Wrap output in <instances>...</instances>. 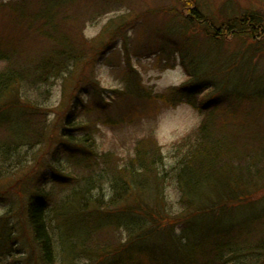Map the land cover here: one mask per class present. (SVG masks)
<instances>
[{"label":"trees","instance_id":"16d2710c","mask_svg":"<svg viewBox=\"0 0 264 264\" xmlns=\"http://www.w3.org/2000/svg\"><path fill=\"white\" fill-rule=\"evenodd\" d=\"M177 1L190 10H178L183 24L179 20L178 26L172 24L173 34L165 40H174V47L184 52L182 60L192 61L191 77L159 99L175 104L179 94H190L195 96L190 105L204 116L194 138L179 146L185 151L169 175L151 128V136L144 131L143 136L133 138L132 156L125 153L117 158L115 143L107 152L96 149L95 129L100 120L116 127L122 124L121 119L135 121L138 110L118 120L115 107L102 113L103 104L109 102L101 97L99 111V96L90 93L94 100L91 112L79 95L88 85L93 87L91 79L74 78V90L58 110L29 97L37 85L75 71L80 74L79 69L94 65L109 52L103 45L84 54L67 31L68 25L78 24L71 15L75 0L8 4V13L19 28L0 38V61L6 64L0 71V130L6 136L0 139V160H9L26 144L42 142L56 159L68 155L71 162L76 160L73 155L86 150L87 162L94 168L81 179L75 178L76 185L53 206L50 193L39 180L37 189L23 203L22 233L18 221L13 220L14 207L0 217V262L264 264V17L242 12L233 1L228 9L232 15L224 9L218 17L206 16L195 0ZM5 6L1 4L0 9ZM232 38L244 42L241 51L225 49L224 43ZM91 116L95 119H89ZM30 129L35 130L33 139L26 133ZM127 133H122L121 141ZM70 178L55 172L57 184L65 185ZM168 178L178 185L184 207L174 216L169 211L156 213L163 201L160 188ZM16 179L11 188L20 189L23 173ZM107 181L114 188L109 203L101 194L94 199L96 182ZM5 193L0 191V195ZM179 229L181 235L176 232ZM123 233L125 238L118 240ZM24 245L36 250L38 258L26 256L20 248Z\"/></svg>","mask_w":264,"mask_h":264},{"label":"rangeland","instance_id":"374dc122","mask_svg":"<svg viewBox=\"0 0 264 264\" xmlns=\"http://www.w3.org/2000/svg\"><path fill=\"white\" fill-rule=\"evenodd\" d=\"M23 1L25 0H0V5L6 4L4 9H0V38L12 33V28H19L11 19L12 13H8V4L20 5ZM195 1L200 10L210 17H218L224 9L228 10L231 1L237 2L242 12L249 11L264 17V1L262 0ZM72 5L75 11L71 15L76 17L75 22L78 24L68 25L66 29L79 42L82 52L88 54L93 47H103V45H105L103 50H109V52L101 55L94 65L79 69L80 74L75 71L70 76L65 74L51 79L49 84L37 85L34 87L35 90L29 93V97L34 102H39L41 106L58 110L57 107L67 99L68 93L74 90L75 81H72L74 78L85 76L87 81L91 79L93 87L88 85V89L85 88L79 93L83 96V103L87 104V109L91 112L93 111L91 104L94 101L91 94L95 93L99 96L96 103L97 109L99 111L102 109L101 97H103L109 104H103L105 109L101 112L109 113L115 107L114 116H118V120L125 117L129 111L138 110L135 121L121 119L122 124L116 127L100 120L95 129L96 149H99L100 153L107 152L115 143L117 158L126 156L125 153H130L132 156L134 151L130 146L133 144V138L143 136L144 131L146 136L149 135V128H151L153 136L152 134L149 136L153 137V141L161 150L164 168L169 175L176 168L180 160L179 155L185 151V148L179 146L185 139L194 138L204 116L199 109L190 105L191 97L192 100L195 99V96L190 94L184 96L179 94L175 98V104H167L159 99V96L164 95L171 88L180 87L190 81L189 69L192 61L190 63L183 61L184 52L174 47V40H165L167 35L173 34L172 24L178 26L176 24L178 20L181 26L183 24L178 10L182 13L190 9H183L177 0H75ZM228 15H232L229 10ZM113 21L114 24H110ZM224 44L229 52H239L244 46L241 39L235 38L227 39ZM5 66L6 64L0 61V71ZM66 85H68L67 88ZM189 87L192 91L193 87L191 85ZM24 97L23 94L22 99ZM64 109L69 110L66 105ZM50 119H53V116ZM89 119L93 120L95 117L91 116ZM136 122L139 123L136 124ZM35 124L39 126L38 123ZM135 124L140 126L135 127ZM34 131L30 129L26 133L33 139ZM123 132L128 133L125 140L121 141ZM5 137L0 130V139ZM73 157L76 158L74 162L69 161L68 155H62L56 159L54 152H48L44 143L40 142L38 145L36 142L32 145L26 144L24 148L19 149V152L11 154L9 160L4 163L0 160V191L8 192L0 195V217H4L9 209L14 207L16 214L12 215L13 220L18 221L22 233L23 203H26L31 193L37 189L39 180L44 191L50 193V206L63 200L70 192L71 186L76 185L75 178L81 179L90 168H94L91 161L87 162L90 158L86 150L81 154L76 153ZM36 160L40 164L35 165ZM16 166H18L17 169H11ZM56 170L71 176L72 185L70 182L65 185L57 184L54 179ZM19 172L23 173L22 187L11 188L17 183L16 176ZM96 184L98 189L92 193L93 198L96 199L101 194L104 202L109 203L114 196L111 182L100 184L96 182ZM100 187H103V191H100ZM160 191L163 196L162 207L157 208L156 213L168 214L169 211L173 216L181 214L184 207L180 203V193L176 182L168 178ZM14 200L16 202L13 204ZM155 205H158V201ZM198 226L201 227V222ZM176 232L181 235L182 229ZM199 234L202 235V230ZM126 235V233L121 234V239L119 235L118 240H122ZM20 248L26 256L31 257V260L38 258L37 251L31 250L30 246L24 245ZM97 261L93 263L100 264ZM39 263L36 260L32 264ZM0 264L3 263L0 262ZM4 264L9 263L5 261Z\"/></svg>","mask_w":264,"mask_h":264}]
</instances>
